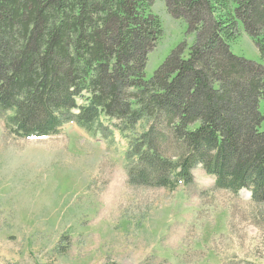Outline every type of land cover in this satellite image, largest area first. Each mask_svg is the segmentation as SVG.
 Instances as JSON below:
<instances>
[{"label":"trees","instance_id":"obj_1","mask_svg":"<svg viewBox=\"0 0 264 264\" xmlns=\"http://www.w3.org/2000/svg\"><path fill=\"white\" fill-rule=\"evenodd\" d=\"M155 0H0V118L18 137L74 123L126 138L129 183L176 190L202 164L264 202V0H166L196 34L146 76ZM261 63L235 55L242 33Z\"/></svg>","mask_w":264,"mask_h":264},{"label":"rangeland","instance_id":"obj_2","mask_svg":"<svg viewBox=\"0 0 264 264\" xmlns=\"http://www.w3.org/2000/svg\"><path fill=\"white\" fill-rule=\"evenodd\" d=\"M164 34L146 76L195 44L184 18L155 0ZM261 63L244 32L231 43ZM58 135L25 139L0 119V264H264V202L218 188L199 164L176 190L129 183L128 141L70 123Z\"/></svg>","mask_w":264,"mask_h":264},{"label":"bare ground","instance_id":"obj_3","mask_svg":"<svg viewBox=\"0 0 264 264\" xmlns=\"http://www.w3.org/2000/svg\"><path fill=\"white\" fill-rule=\"evenodd\" d=\"M18 137V136H17Z\"/></svg>","mask_w":264,"mask_h":264}]
</instances>
